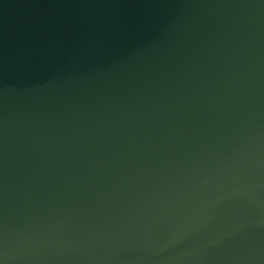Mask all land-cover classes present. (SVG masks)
<instances>
[{"label": "water", "instance_id": "95a60500", "mask_svg": "<svg viewBox=\"0 0 264 264\" xmlns=\"http://www.w3.org/2000/svg\"><path fill=\"white\" fill-rule=\"evenodd\" d=\"M0 264H264V0H0Z\"/></svg>", "mask_w": 264, "mask_h": 264}]
</instances>
